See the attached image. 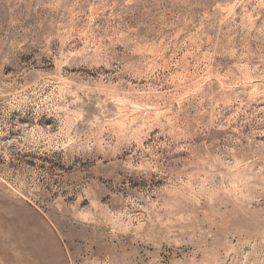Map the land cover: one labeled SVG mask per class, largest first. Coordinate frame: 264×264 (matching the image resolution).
<instances>
[{"label": "rangeland", "instance_id": "1", "mask_svg": "<svg viewBox=\"0 0 264 264\" xmlns=\"http://www.w3.org/2000/svg\"><path fill=\"white\" fill-rule=\"evenodd\" d=\"M0 264H264V0H0Z\"/></svg>", "mask_w": 264, "mask_h": 264}]
</instances>
